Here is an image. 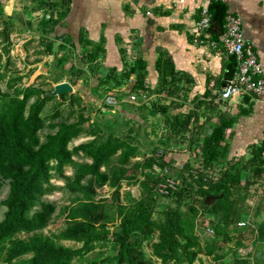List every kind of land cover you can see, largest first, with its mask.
<instances>
[{
	"label": "trees",
	"instance_id": "trees-1",
	"mask_svg": "<svg viewBox=\"0 0 264 264\" xmlns=\"http://www.w3.org/2000/svg\"><path fill=\"white\" fill-rule=\"evenodd\" d=\"M69 5L70 0H40L37 9L47 13L50 9L59 12L56 19L53 18L54 11L49 12V19L44 16L41 32L45 33V28L59 23L67 13L61 8ZM208 12L210 26L205 33L209 36L202 35L201 38L220 41L230 13L229 5L221 0H210ZM0 22L3 23L2 42L10 46L15 27L13 19L0 11ZM51 32V29L47 30V33ZM66 47L60 45L59 50ZM74 47L71 46V50L76 53ZM81 47H85L82 52L84 63L98 70L104 46L87 42ZM4 51L8 53V49ZM122 53L125 55L126 51ZM47 54H54L52 43L47 44ZM65 60L63 54L58 58V66ZM1 62L0 54V67ZM237 66L236 57L226 55L227 78L234 75ZM155 69L158 85L154 90L146 84L147 62L139 57L122 73L117 68L110 69L98 82L99 92L115 90L134 76L131 89L139 99L146 94L160 95L165 91L166 96L172 97L176 92L174 88L186 75L178 76L172 59L164 52L158 53ZM5 77V73L0 72V82ZM21 79L8 80L11 91L4 92L0 86V189L4 184L9 186L3 201L6 211L0 221V264H196L202 254L214 258V263L206 264H218L217 261L225 258L224 253L217 254L221 249L217 243L219 239L226 243L234 241L236 250L246 247L236 237L241 228L239 224L244 222L239 205L244 196L239 198L238 194L247 193L254 181L264 178V140L249 146L247 160H228L236 124L241 117H249L253 112V94L244 95L236 114H219L202 136L196 138L194 142L201 151L196 152L194 158L202 168L193 171L191 160L184 165L183 170L188 176L181 173L182 182L177 189L166 190L174 197L175 207H166L155 218L159 198L157 188L170 178L167 171L173 162L166 161L167 150L158 155L160 149L154 148L150 157L133 162L139 156L135 137H120L110 126L104 130L97 123L90 127L91 139L71 147L72 142L81 136L82 127L90 121L81 97L68 93H63L61 98L47 96L48 91L39 86H16V80ZM68 81L74 86L72 78ZM51 101H55V112L51 122L46 124L44 113ZM66 102L71 107L74 104L82 107L75 120H72L73 110L69 118L62 117L61 106ZM171 105L172 102L170 105L156 102L149 111L150 115H160L163 119L166 137L160 142L161 146H169L177 137L191 133V123L198 118L194 111L170 114ZM175 108L181 106L176 104ZM44 128L48 132L42 135ZM221 162H227V166L220 169L217 176L210 175L209 171ZM68 167L72 170L71 175L66 174ZM53 179L65 180L63 189L70 194L71 200L60 212L65 219L64 226L57 232L46 234L45 230L57 212L54 203L44 200L45 196L59 189L52 183ZM125 180L141 189L137 198L130 191L126 192L128 203H122L121 189ZM106 186L113 189L110 200H97V190ZM210 197L214 202L207 205L205 201ZM196 198L205 207L204 213L210 218L208 228L214 234L213 239L205 244L196 232V221L201 214L199 209L193 204L187 209L182 208L187 200L193 202ZM110 224L115 226L113 230ZM251 233L254 245H264V222ZM63 242L80 246H67ZM145 244L151 247L158 263L146 256ZM109 245L110 254L99 252L87 257L97 248ZM250 259V255L242 258L235 253L233 262L225 261V264H264V259L254 262Z\"/></svg>",
	"mask_w": 264,
	"mask_h": 264
},
{
	"label": "rangeland",
	"instance_id": "rangeland-1",
	"mask_svg": "<svg viewBox=\"0 0 264 264\" xmlns=\"http://www.w3.org/2000/svg\"><path fill=\"white\" fill-rule=\"evenodd\" d=\"M26 3L28 0H25ZM5 0H0V11L5 15L2 8V4ZM38 6V4H37ZM37 9V8H36ZM65 9L64 7L61 8ZM55 10V9H54ZM53 9L48 12L54 11ZM37 11H40L37 9ZM42 13V17L44 16ZM58 11H54L53 14L58 15ZM14 29L10 36L11 45L8 46L2 42L0 37V54L2 56V66L0 72L5 73L6 77L0 82V86L4 92L11 91L8 88L7 82L9 79L22 77L21 80H16L15 85L18 87H27L35 85L43 88L44 90L52 92L54 86L61 82H66L68 78H72L74 82L73 91L70 94H77L81 97L83 106L86 107L85 115L90 118L82 127L81 136L74 140L71 147L80 144L81 142L91 139L89 137V130L92 124H99L104 130L110 126V128L120 137L132 136L136 139V144L139 146V156L134 159L133 162L144 160L153 154L154 148H159L158 155H161L163 151L167 150L166 161L170 162V168H168L167 174L170 178L166 183H162L158 186V204L155 218L161 215V212L166 207H175L176 201L173 196L166 193L167 188L176 190L178 184H181L182 179L180 178L181 173L184 176H188V173L183 170L184 165L188 161H192V169L195 171L200 167L199 163L196 162L194 156L196 152L201 151V148L195 144V140L198 136H202V133L209 128L211 122H215L219 114L223 112H229L235 114L236 110L234 106L230 104V100H220L217 97H201L198 101L194 100L189 93L183 91L182 86L179 85L174 88L176 90L172 97L166 96V91L163 94L151 93L146 94L145 97L139 99L135 92L131 89L134 83V76H132L123 86L116 88L115 90L107 91L98 89V82L103 79L113 67H108L103 64L104 59H101V67L97 70L89 67L84 63L83 51L85 47H81L78 55L67 54L64 50H59L58 44L53 45L54 54H47L48 40L45 35L34 29L30 25V21L34 18L33 13L15 12L12 16ZM31 18V19H30ZM37 18V17H36ZM37 21V20H36ZM33 23V22H32ZM37 23V22H36ZM37 25V24H36ZM3 23L0 22V32L2 31ZM86 48H90L86 46ZM8 49V53L4 50ZM66 55V60L63 65L58 66V58L62 55ZM122 57V68L119 69V73L127 70L140 54L132 49V52L126 51ZM72 67L74 69H72ZM59 81V82H57ZM147 86L151 90H154L158 81L156 79L147 78ZM103 92V94H102ZM186 94V95H185ZM136 96L135 100L131 99V96ZM160 103L162 105H172L170 107V114H177L179 112L187 114L190 111L197 113V119H194L191 123L190 131L183 137H177L173 140L169 146H161L160 142L166 137V129L163 125V119L160 115H150V110L153 103ZM199 102L204 103L203 105ZM176 104H179L181 108L176 109ZM55 101L48 103L44 116L46 118V124L51 122L52 115L54 114ZM82 107L74 104L73 107L69 106L68 102L61 106V113L63 118H69L71 111L73 110L72 120L76 119V116L81 111ZM240 130L243 133L239 139H236L231 148L228 162H238L239 160H247L249 158V146L252 144L261 143L264 140V125L258 122V119L254 118L248 122L240 125ZM47 128H44L42 135L47 133ZM210 131H208L209 133ZM168 147V148H167ZM227 162L219 163L214 170L209 171L210 175L217 176L219 170L225 168ZM66 174L71 175V168L66 169ZM52 183L59 187L52 194L44 197V200L50 203H54L57 207V212L53 222L45 230L46 234L57 232L64 224L65 219L61 216L60 212L65 206L70 203V194L63 189L65 186V180L53 179ZM97 200L107 199L110 200L113 192L112 188L104 187L98 189ZM130 191L134 198H137L141 194V189L138 185H130L128 180L123 182V188L121 189L122 203H128L126 192ZM9 192V186L4 184L0 189V221L4 217L6 211L3 201L6 199ZM244 196V200L241 201L240 208L242 218L245 227L241 226L237 231V236L240 238L242 244L246 247H242L238 250L235 249V242H223L221 239L217 242L221 249L217 250V254H225V258L222 261H217L218 264H225L227 262H233L232 259L234 254L237 253L242 258L252 257L251 262L256 260L264 259V245H254V236L251 230H254L256 226L264 222V178L254 181L249 187L247 193L242 192L238 194L239 198ZM213 197L208 198L205 203L212 205L214 202ZM193 204L199 211L200 215L197 218L196 232L200 237L203 244L213 239L214 234L211 229L208 228L209 217L204 213L205 207L201 204L199 198L195 201L187 200L182 206L183 209H187V206ZM114 225L110 224V229H114ZM67 246L79 247L80 244L74 242H63ZM145 254L148 258H151L154 262L158 263L157 259L153 256L151 247L148 244L144 246ZM99 252L106 254L111 253V246L105 248H97L95 252L88 255L91 258ZM216 254V253H215ZM248 254V255H247ZM227 261V262H225ZM201 262L214 263L212 256L200 255L196 264ZM79 264V262H76Z\"/></svg>",
	"mask_w": 264,
	"mask_h": 264
},
{
	"label": "crops",
	"instance_id": "crops-1",
	"mask_svg": "<svg viewBox=\"0 0 264 264\" xmlns=\"http://www.w3.org/2000/svg\"><path fill=\"white\" fill-rule=\"evenodd\" d=\"M40 0H5L2 8L7 16L15 12L33 13L30 25L41 31V21L50 13L37 11ZM204 0H70L65 17L56 25L45 28L48 44L65 45L67 54L78 55L81 44L90 42L102 44L105 52L103 64L121 69L123 50L140 54L147 62L148 77L158 81L155 60L159 52L169 56L175 71L186 75L178 84L194 100L217 97L226 84V54L212 48L195 30L200 19ZM230 13L241 22V32L247 45L264 70V0H228ZM44 16L42 17V13ZM150 13V14H149ZM58 15L53 16L54 19ZM37 17V18H36ZM37 20V21H36ZM33 22V23H32ZM37 22V23H36ZM37 24V25H36ZM51 29V33L47 30ZM75 46L76 53L71 50ZM66 82H69L66 80ZM70 83V82H69ZM244 97V96H243ZM243 97L230 99L236 112ZM253 112L241 117L235 126V139L243 134L240 125L251 119H258L264 125V99L252 98ZM200 106L204 103L199 102ZM264 133V130H263Z\"/></svg>",
	"mask_w": 264,
	"mask_h": 264
},
{
	"label": "built area",
	"instance_id": "built-area-1",
	"mask_svg": "<svg viewBox=\"0 0 264 264\" xmlns=\"http://www.w3.org/2000/svg\"><path fill=\"white\" fill-rule=\"evenodd\" d=\"M228 3V0H221ZM210 0H204L201 7L200 19L195 23L196 33L201 37L209 35L205 33L210 26L208 4ZM150 14V13H149ZM214 49H221L226 55L235 56L238 62L237 70L221 92V98L226 101L234 97L254 95L258 99H264V70L258 62L252 47L246 44L241 32L240 19L229 13L226 18L225 32L220 41L207 40ZM132 95L131 99L135 100ZM166 193H168L166 191ZM244 226V223H240Z\"/></svg>",
	"mask_w": 264,
	"mask_h": 264
},
{
	"label": "water",
	"instance_id": "water-1",
	"mask_svg": "<svg viewBox=\"0 0 264 264\" xmlns=\"http://www.w3.org/2000/svg\"><path fill=\"white\" fill-rule=\"evenodd\" d=\"M72 91H73V87L69 82H61L54 86V90L52 92L46 93L45 95L61 98V95L63 93L70 94Z\"/></svg>",
	"mask_w": 264,
	"mask_h": 264
}]
</instances>
